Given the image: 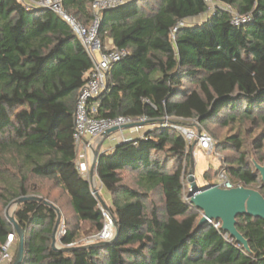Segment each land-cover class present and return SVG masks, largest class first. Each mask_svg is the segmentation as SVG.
<instances>
[{
	"label": "trees",
	"instance_id": "obj_1",
	"mask_svg": "<svg viewBox=\"0 0 264 264\" xmlns=\"http://www.w3.org/2000/svg\"><path fill=\"white\" fill-rule=\"evenodd\" d=\"M93 1L63 0V7L89 26ZM219 2L227 8L213 13L205 0H128L102 11L100 40L112 39L127 54L111 66L106 88L91 100L92 115L145 117L155 127L98 160L117 236L105 246H74L69 229L61 245L74 249L55 250L57 213L29 201L15 216L25 231L21 264H264V220L237 218L248 248L212 223L200 225L203 213L185 191L191 148L176 130L159 127L166 117L196 121L215 136L219 128L250 122L261 129L255 149H264V0ZM233 12L248 20L235 24ZM200 16L206 19L186 24ZM93 65L61 16L0 0V179L17 182L13 199L31 196L32 176L51 181L77 217L100 233L105 216L78 169L74 139L78 94ZM218 149L239 156H225L220 172L264 197L261 174L248 163L241 137L227 136ZM124 172L134 175L133 186ZM10 234L15 230L0 214V250Z\"/></svg>",
	"mask_w": 264,
	"mask_h": 264
},
{
	"label": "built area",
	"instance_id": "obj_2",
	"mask_svg": "<svg viewBox=\"0 0 264 264\" xmlns=\"http://www.w3.org/2000/svg\"><path fill=\"white\" fill-rule=\"evenodd\" d=\"M24 6L29 9L32 8H47L61 16L74 30L75 34L85 47L88 55L92 59L94 65L92 70L88 73L86 84L81 88L78 94L76 109H75V133L74 139L77 144V148L81 147L86 137L93 139H101L102 135L112 128H119L123 130L124 127L133 126L132 128L139 132L140 129H144L145 133L152 130L155 125L149 124L147 119L144 118H132L127 116H118L115 118H96L92 114L96 112V106H91V100L97 98L106 88L107 76L111 66L114 63L119 62L126 56V50L118 49L115 47L106 48L105 44L99 38V29L101 25V13L102 11L117 7L128 0H94L91 6L93 13V20L89 26H83L76 21L75 18L68 15L63 7V0H19ZM209 7V12L213 13L217 7L211 9V5L217 2L221 8H227L222 5L219 0H205ZM246 18H241L238 15H234V23L237 25L243 24L247 21ZM185 25L181 23L178 27ZM177 29H175L176 31ZM194 126H188L183 123L172 122L166 117L159 127H170L176 130L184 138L187 149L197 147L206 151L212 149L215 144L214 138L205 132L196 121ZM144 133V134H145ZM133 141V139L124 140V142ZM196 144V145H195ZM79 150V148H78ZM78 169L80 173L87 177L90 173V165L85 162H78ZM222 189H234L241 186L233 183L226 173H222L217 178L216 182L212 184ZM191 199V198H189ZM105 218L108 217L106 212H103ZM110 216V214H109ZM108 221L112 223L109 218ZM215 229L222 230L221 221L211 222ZM106 234V227L102 235L98 238L104 241H112L114 239V233ZM228 235L225 238L228 239ZM16 240V234H10L7 241L2 245L0 250V264H10L13 259V244Z\"/></svg>",
	"mask_w": 264,
	"mask_h": 264
},
{
	"label": "rangeland",
	"instance_id": "obj_3",
	"mask_svg": "<svg viewBox=\"0 0 264 264\" xmlns=\"http://www.w3.org/2000/svg\"><path fill=\"white\" fill-rule=\"evenodd\" d=\"M218 6L220 5L217 2H214L211 5V9H213V7L218 8ZM205 19H206V16H201L197 20L201 22ZM191 23H196V22L195 21L193 22V20H191L187 22L186 24H191ZM105 46L106 48H112L107 43H105ZM183 124H186L188 126H194L196 123L191 121V122L183 123ZM260 132H261V129L259 127L253 126L250 122H247L244 125H240L239 122H236L225 128L217 129L215 136L212 135L215 140V144L211 150L206 151V150L197 148L196 146L191 148L190 166H189L187 178L189 177V173L191 171V159L193 155L194 162H195L194 176H195V182L197 183V185L203 188V187H206L207 185L214 184V182H216L219 175L224 173V172H220L224 157L229 156V157H233L234 159H237L239 157L238 154H236L235 152L231 150H225V151L221 150L220 151L218 149V142L223 141L227 136H231L235 134H238L244 142L243 152L244 154H246L248 163L255 171L260 172L259 168L264 167V149L261 151H257L254 147L255 145L254 140L256 137H258ZM220 146H224V144H221ZM78 148H77V152L79 153ZM11 170L13 171V169ZM206 174L208 175L207 178H205ZM132 176L134 175L125 173V172L123 173V177L125 178V180L128 181V183H130L133 186L134 183L133 184L131 183L133 180ZM85 178L91 183L93 193L97 197V199L99 200L98 198L99 196L111 210L112 196L109 192H107L104 189L101 181L99 180L97 176L96 171L92 177L91 166H90V173ZM9 180H11L12 182ZM28 187L31 191L29 194L31 196H27V197H40L43 199H45L44 197H47L48 198L47 201L54 204V206L57 207V209L59 210L61 214V223H60V227H59V230L56 236L57 247L59 248L63 247L61 245V241L64 238L67 230L69 229L75 232L76 240H75L74 246H89V245H95L97 243L104 241V240H100L98 236L103 234L105 227L107 223L109 222L108 219L109 218L111 219V216H109L107 211L104 209L100 200H99L100 208L103 212H106V214H108V217L105 218L104 229L100 233H98L95 230L94 225H92L89 222H83L77 217V215L74 213L73 209L70 206L69 198L67 197V195L64 192H62L60 188L53 186L51 181L36 178L32 176L30 180L28 181ZM17 190H18L17 182L12 180L11 177H6L4 180L0 179V214L9 224H11L13 228L14 226L11 223L10 218L12 216L15 217L16 212L19 209V206L15 204L16 200H18L19 198H22V197H19V198L13 199V194L16 193ZM185 191H186V197L187 199H189L193 192V189L191 188L189 181L187 182ZM154 200L159 206H162V200H160V197L158 195L154 198ZM111 231H113L112 233L115 232V227L113 223H111L110 225V232ZM17 247H18V240H15L13 244V250H12L13 255L15 254Z\"/></svg>",
	"mask_w": 264,
	"mask_h": 264
},
{
	"label": "water",
	"instance_id": "obj_4",
	"mask_svg": "<svg viewBox=\"0 0 264 264\" xmlns=\"http://www.w3.org/2000/svg\"><path fill=\"white\" fill-rule=\"evenodd\" d=\"M132 128L133 126L124 127ZM123 128V129H124ZM119 128H112L104 133L101 137L102 140L107 139L111 134L118 132ZM196 145V144H195ZM101 145L94 150L93 161L91 164V175L95 174L100 154ZM262 181L264 183V167L259 168ZM195 162L192 155L191 159V171L189 173L188 181L193 189L190 196L191 203L198 208L202 213V219L200 225L211 223L212 221H221L222 230L227 232L230 236L236 239L237 242L243 244L248 248V243L243 235L237 230V218L239 216H248L255 219L264 220V197L257 191L247 189L245 187H239L234 189H222L218 186L207 185L206 187H199L195 182ZM104 209L109 212L112 223L115 227L114 238L118 234L117 222L114 216L111 214L107 204L98 196ZM35 201L47 206L57 213V222L53 231V248L55 250L70 251L73 247H57V233L61 223V214L54 204L50 203L46 199L40 197H22L16 200L17 206L23 203ZM11 223L14 226L16 235L18 236V247L14 264H21L24 257V243H25V231L22 226L17 222L14 216L10 218ZM111 241H103L95 245L89 246H105ZM87 247V246H83Z\"/></svg>",
	"mask_w": 264,
	"mask_h": 264
},
{
	"label": "crops",
	"instance_id": "obj_5",
	"mask_svg": "<svg viewBox=\"0 0 264 264\" xmlns=\"http://www.w3.org/2000/svg\"><path fill=\"white\" fill-rule=\"evenodd\" d=\"M200 17H198V18H200ZM198 18L194 19L193 22L195 21L196 23H200L197 20ZM106 43L109 46L114 47L112 39H108ZM144 133H145L144 129H140L139 132H136L133 128L130 127V128H124L121 131H118L116 133L111 134L105 140L93 139L91 137H86L84 142L82 143L81 147L79 148L77 163L78 162H85L86 164L91 166L92 161H93V156H94V150H96L99 145H101V148H100V154L101 155L104 153H111L114 151V149L116 147H118L119 144L124 142V140H127V139H133L134 140V139L143 137L145 135Z\"/></svg>",
	"mask_w": 264,
	"mask_h": 264
},
{
	"label": "bare ground",
	"instance_id": "obj_6",
	"mask_svg": "<svg viewBox=\"0 0 264 264\" xmlns=\"http://www.w3.org/2000/svg\"><path fill=\"white\" fill-rule=\"evenodd\" d=\"M110 225H111L110 222H108L107 225H106V234L111 233L110 232Z\"/></svg>",
	"mask_w": 264,
	"mask_h": 264
}]
</instances>
